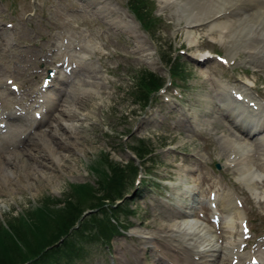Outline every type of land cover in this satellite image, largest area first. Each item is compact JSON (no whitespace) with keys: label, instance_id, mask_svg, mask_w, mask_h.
<instances>
[{"label":"rangeland","instance_id":"obj_1","mask_svg":"<svg viewBox=\"0 0 264 264\" xmlns=\"http://www.w3.org/2000/svg\"><path fill=\"white\" fill-rule=\"evenodd\" d=\"M80 2L0 0V73L4 82L0 81V145L11 137L15 142L23 140L33 127L32 117L41 110L43 99L41 78L46 77L48 67L55 69L64 61L70 65L68 76L49 80L48 87L56 94L52 101L55 104L48 108H72L77 112L70 121L80 130L81 148L69 157L56 180L44 178L33 182L34 186L19 188L17 184L13 190L1 192L0 222L6 224V218L27 212L48 196H70L72 181L96 182L97 172L92 169L103 151L125 163L133 156L127 144L143 137L151 142L154 152L153 158H146L147 173L140 169L130 186L132 193L121 203L131 210H118L122 224L130 225L128 230L113 235L110 244L91 237L73 238L74 244L83 245L84 250L74 256L71 264H197V254L188 240L178 235L174 237L177 240H170L158 229L168 216L183 210L191 215L193 227L201 219L203 225L214 228L219 245L225 244L224 230L231 229L227 227L230 215L220 210L219 204H212L219 196L238 205L246 220L245 237L241 231L243 221L236 228L237 241L241 240L238 244L242 243L237 247L242 248L240 264H248L251 254L257 257V264H264V133L250 139L253 173L263 183L258 184L255 195L246 189L248 181L242 179L236 160L228 161L234 152L227 137L237 135L232 134L225 113L217 109L220 104L209 100L213 82L236 89L243 86L257 98H264V48L257 53L247 49L256 42V35L236 32L237 44H232L227 37L223 40L213 36L207 23L200 21L202 24L192 26L198 41L190 44L184 19L177 15L179 6L173 3L149 0L155 6L152 12L157 20L148 31L127 9V0H104L109 7L102 15L124 19L118 24ZM89 39L91 42H86ZM216 53L225 62L215 58ZM198 54L211 56L198 62L191 59ZM173 60L180 72L171 76L169 64ZM147 70L164 77V85L170 79L178 84H167L163 93L153 92L142 104L135 101L133 92L138 74ZM5 77L11 81L6 82ZM23 89L28 92L23 93ZM195 114L202 120L193 121ZM204 117L209 120L204 121ZM19 125L23 132L16 135L14 128ZM213 193L218 194L217 199L210 196ZM85 211V216L90 214V210ZM155 230L161 235L145 243L140 231ZM222 263L218 259L217 264Z\"/></svg>","mask_w":264,"mask_h":264},{"label":"bare ground","instance_id":"obj_2","mask_svg":"<svg viewBox=\"0 0 264 264\" xmlns=\"http://www.w3.org/2000/svg\"><path fill=\"white\" fill-rule=\"evenodd\" d=\"M101 1L105 4L104 0H86L85 2L81 0L83 4L87 3L90 5L91 8L88 7V10H93L94 13H99V16H102L106 20L110 22L115 21L116 24L124 23V19H118V16L111 19L108 14L102 15V12L104 11L103 9L106 10L109 6L107 4L108 2L105 5L100 4ZM161 1H164L165 3L168 2V5L173 3L175 6H179L180 13L177 15H180V18L184 19V27H187L186 34L190 39V44L198 41V37L194 34L192 26L197 23L202 24L200 21H204L203 24L207 23L213 36L217 35L219 36L218 38H223V40L227 37L226 41L232 44H237L236 32H239L240 35L241 33L252 32L256 35V42L250 44L247 49L257 53L262 51L264 48V0ZM125 16L130 17L129 12H125ZM86 42H91V39ZM200 57L202 56L199 55L198 58ZM66 67L67 66L62 64L61 66H57L55 68V73L57 72L56 74L54 73L55 76L57 78L68 76ZM70 76L72 77L73 75L70 74ZM2 77L3 76L0 73L1 82H3ZM7 79L8 78L5 77V80ZM240 87L241 89L236 90L235 88H232L231 85L222 82H214L210 85L211 91L209 100L216 105L219 103L220 105L217 109L221 110L222 113H225L227 118H231L232 122L230 123L229 121L232 129L231 132L233 135L237 136L234 138L227 137L229 148L233 149L232 151L235 152L231 155V158L228 156L230 159H227L228 161L234 160V162L236 160V163L239 164V170H241L244 175L242 179L244 181H248V183H245L247 186L246 189H250V192L258 195V184H261L262 182L257 181L256 174L253 173L252 166L254 165L255 160L253 161L250 157L252 141H249L248 138L258 132V134L264 132V106L258 101V98L253 96L250 91H247L245 87ZM28 89L29 88L25 90ZM90 89L92 90V87H90ZM25 90L23 89V93L26 94L28 91ZM238 92L242 95L240 99H236L234 97L235 93ZM54 93L55 92L50 87L43 89L41 92L40 96L44 97V100L40 103V107L43 110L41 112L42 116L39 119L32 117V119H35V121L31 124L33 127L23 136V140L20 141L19 139L15 142V140L11 137L10 139H7L6 144L4 143L0 145V193L4 191L9 192L11 189L13 190V187L17 184L19 188L20 186L30 187L31 185H35L33 182H37L44 178L48 179V181L56 180V178L60 175L59 172L63 170V166L69 157L74 156L77 150H81V148H79L80 130L74 122L70 121V117L76 116L77 112L72 110V108H57V110H50L48 106L52 103L55 104L52 102L53 99L55 100ZM60 100L61 99L59 98L57 103ZM73 104L74 102L72 105ZM54 111L55 113H52ZM193 118V121L202 120L198 114H195ZM207 119L209 120V118H205L203 120L207 121ZM45 125H47L46 129H42ZM236 127L239 131L245 128L246 133L242 135V132L237 131ZM74 129H78V132ZM14 131H16L15 134L17 135L23 132V128L19 125L17 128H14ZM231 132H229V134ZM4 140H6V138ZM263 174H261V178L264 176ZM215 196H218V194ZM214 198L217 199V197ZM219 198L220 199L217 200V204L221 207L220 210L230 215L228 216L230 225L227 227H231V229L230 231L229 229L224 230V238H226L225 244L219 245L217 241L218 238H216L217 236L214 233V228L203 225V222L200 221L201 219L196 220V226L193 227V222L190 217L191 215L183 210L179 213L176 212L168 216L167 222L164 219H161L164 220V223L158 230H162V232H164V236H168L170 240H177L174 238L177 235L181 238V240L184 238L185 240H188L187 243H190L191 249L195 250L194 252L197 254V264H217L218 259L223 260L222 264H231V261H233L232 258H235V256L239 258L236 264H240L241 259H243L241 255L242 251L241 253L239 252L242 248H237L240 246L238 242L241 240L239 239V241H237L238 237H236L239 236V230L237 232L236 228H238L237 225H240L243 221V216H241L239 206L235 205L232 200H229V198L222 199L220 196ZM192 228L194 229L192 230ZM158 230H155L154 232L140 231L144 234V236H142L144 237V242L148 244L150 242H154L153 239L155 235H161V232L157 233ZM233 237V241L227 242L228 239ZM177 243L180 245L182 244V241L178 240ZM150 264L159 263L151 261Z\"/></svg>","mask_w":264,"mask_h":264},{"label":"trees","instance_id":"obj_3","mask_svg":"<svg viewBox=\"0 0 264 264\" xmlns=\"http://www.w3.org/2000/svg\"><path fill=\"white\" fill-rule=\"evenodd\" d=\"M127 4L141 26L152 30L157 20L152 12L153 4L149 0H127ZM169 70L171 76L178 75L177 61L170 62ZM137 83L133 92L135 101L145 104L153 92L157 94L165 78L147 70L138 74ZM134 139V144L127 145L140 158L141 166L133 158L123 164L103 151L92 169L97 172L96 182L72 183L70 196V193L64 194L63 199L48 196L40 204H33L28 213L10 216L6 224L0 222V264H71L74 256L84 250L83 245L74 244L73 238L91 237L109 244L113 235L126 230L127 226L118 218V210L131 209H126L118 199L126 200L138 170L149 168L145 166L146 156L150 154L153 158L154 151L149 140ZM87 209L90 214L81 218ZM59 238L62 239L58 241Z\"/></svg>","mask_w":264,"mask_h":264},{"label":"water","instance_id":"obj_4","mask_svg":"<svg viewBox=\"0 0 264 264\" xmlns=\"http://www.w3.org/2000/svg\"><path fill=\"white\" fill-rule=\"evenodd\" d=\"M216 164H217V166H218V167L220 166L218 163H216ZM86 212H87V211H84V213H85V214H87ZM85 214H84V215H82V216L84 217V216H85Z\"/></svg>","mask_w":264,"mask_h":264}]
</instances>
